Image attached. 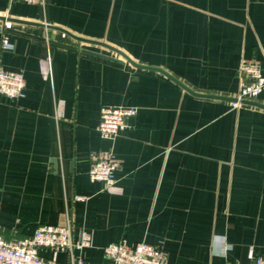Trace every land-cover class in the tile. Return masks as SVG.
I'll return each instance as SVG.
<instances>
[{"label":"crops","instance_id":"0c3cea01","mask_svg":"<svg viewBox=\"0 0 264 264\" xmlns=\"http://www.w3.org/2000/svg\"><path fill=\"white\" fill-rule=\"evenodd\" d=\"M0 15L32 22L0 21V66L26 80L23 98L0 101L7 237L64 224L69 214L74 239L91 235L74 251L86 264H112L104 253L112 242L155 244L168 264L264 257V109L195 96L58 29L115 46L197 92L234 96L243 59L260 60L264 74V0H0ZM256 101L264 104V92ZM119 104L137 114L105 140L96 130L101 107ZM109 147L119 167L105 187L89 177V152Z\"/></svg>","mask_w":264,"mask_h":264},{"label":"built area","instance_id":"2783aa9c","mask_svg":"<svg viewBox=\"0 0 264 264\" xmlns=\"http://www.w3.org/2000/svg\"><path fill=\"white\" fill-rule=\"evenodd\" d=\"M9 2L11 5L18 2L45 5V0H9ZM2 48H12L5 33L2 36ZM236 75L238 89L234 96L238 100L231 102L232 106L242 105L240 102L242 99L256 100L264 92V74L260 60L243 59ZM25 95L24 72L0 66V101L20 100ZM136 114L137 107L133 105H103L96 130L103 139L114 140L128 127L129 119ZM118 167L119 161L113 147L89 152L88 173L91 180L100 181L105 187H110L116 182L115 173ZM68 215L64 224H41L32 234L25 237L17 235L7 237L4 227L0 224V264H86L84 257L76 256L74 251L89 247L91 235L84 230L79 239H74L72 222ZM42 249H50L55 254L68 252L69 261L60 262L55 258H46L41 253ZM104 253L112 264H168V256L163 249L148 242H140L134 247L123 242H112L104 247ZM235 264H264V257L255 256L250 263Z\"/></svg>","mask_w":264,"mask_h":264},{"label":"water","instance_id":"95a60500","mask_svg":"<svg viewBox=\"0 0 264 264\" xmlns=\"http://www.w3.org/2000/svg\"><path fill=\"white\" fill-rule=\"evenodd\" d=\"M0 21L18 22V23H26V24L32 23V22H30L28 20H24V19L17 18V17H12V16H6V15H0ZM58 29L64 31L66 34L70 35L71 37H73L75 39L106 46V47L110 48L111 50H114L115 52L119 53L124 58V60L128 61L133 66H136V67H139V68H144V69H150V70L159 71V72L163 73L164 75H166L168 78H170L172 81L176 82L178 85H180L186 91H188L189 93H191V94H193L195 96L206 97V98H214V99H220V100H228V101H231V102H234V101L238 100L237 97H235V96H226V95H221V94L197 92V91L193 90L192 88H190L189 86H187L181 80L176 78L173 74H171L168 71H166L165 69H163L161 67H158V66H151V65L141 64V63L135 61L128 54H126L125 52H123L122 50H120L119 48H117L115 46H112L110 44H107V43L99 41V40H94V39H90V38H85V37L79 36L77 34H74V33L70 32L69 30H67L65 28H62V27H58ZM240 102L242 104L243 103L244 104H250V105H254V106H257V107H260V108L264 109V104L261 103V102H258L256 100L242 99Z\"/></svg>","mask_w":264,"mask_h":264}]
</instances>
